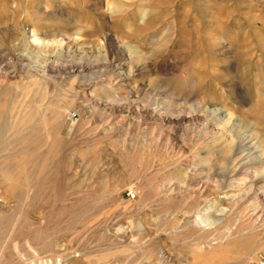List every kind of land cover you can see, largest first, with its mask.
I'll return each instance as SVG.
<instances>
[{"label":"rangeland","instance_id":"rangeland-1","mask_svg":"<svg viewBox=\"0 0 264 264\" xmlns=\"http://www.w3.org/2000/svg\"><path fill=\"white\" fill-rule=\"evenodd\" d=\"M0 112V264H264V0H0Z\"/></svg>","mask_w":264,"mask_h":264},{"label":"built area","instance_id":"built-area-1","mask_svg":"<svg viewBox=\"0 0 264 264\" xmlns=\"http://www.w3.org/2000/svg\"><path fill=\"white\" fill-rule=\"evenodd\" d=\"M130 196H131L132 198H134V197H135V194H134V193H130Z\"/></svg>","mask_w":264,"mask_h":264},{"label":"bare ground","instance_id":"bare-ground-1","mask_svg":"<svg viewBox=\"0 0 264 264\" xmlns=\"http://www.w3.org/2000/svg\"><path fill=\"white\" fill-rule=\"evenodd\" d=\"M83 68V67H82ZM1 113V112H0ZM7 113V112H6ZM8 114V113H7ZM9 116V115H8ZM245 142V141H244Z\"/></svg>","mask_w":264,"mask_h":264}]
</instances>
